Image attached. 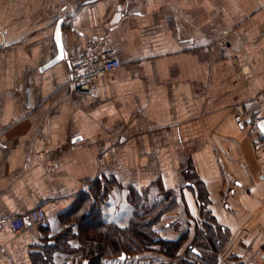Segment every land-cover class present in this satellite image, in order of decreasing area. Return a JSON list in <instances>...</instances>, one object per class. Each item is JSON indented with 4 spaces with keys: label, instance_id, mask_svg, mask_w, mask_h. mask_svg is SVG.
Returning a JSON list of instances; mask_svg holds the SVG:
<instances>
[{
    "label": "crops",
    "instance_id": "obj_1",
    "mask_svg": "<svg viewBox=\"0 0 264 264\" xmlns=\"http://www.w3.org/2000/svg\"><path fill=\"white\" fill-rule=\"evenodd\" d=\"M58 20L65 58L42 69ZM101 39L121 67L78 94L66 57ZM262 119L264 0H0V220L47 215L0 230V264H86L100 177L101 224L126 228L128 190L158 186L177 196L163 231L181 252L208 213L226 235L215 264H264Z\"/></svg>",
    "mask_w": 264,
    "mask_h": 264
},
{
    "label": "trees",
    "instance_id": "obj_2",
    "mask_svg": "<svg viewBox=\"0 0 264 264\" xmlns=\"http://www.w3.org/2000/svg\"><path fill=\"white\" fill-rule=\"evenodd\" d=\"M112 184V180H102V177L98 178L93 186L95 189L93 197L97 202L94 201L92 203L89 201L87 203L89 218L92 219L90 222L92 234L85 236L88 244L84 248L88 257L86 264H103L100 262L102 258L116 257L123 254L130 256L136 254L141 248H145V250L151 249L157 254L163 252L162 254L170 258L175 257L182 244L183 235L174 240L158 236L155 229L157 217L156 215L151 217L149 215L155 203L153 202L151 206L147 207L146 198H141L142 194L133 189L128 190L127 196L134 208L129 225L120 229L112 224L100 223L99 215L90 208L106 197ZM197 198L200 209L203 211L206 208L207 199L200 194H198ZM154 201H156V198ZM172 203L173 201L171 200L170 204ZM207 214L201 215L205 217L206 221H202L194 240L183 251L181 264H215L218 246L225 240L226 235H221L219 238L213 236L212 219Z\"/></svg>",
    "mask_w": 264,
    "mask_h": 264
},
{
    "label": "built area",
    "instance_id": "obj_3",
    "mask_svg": "<svg viewBox=\"0 0 264 264\" xmlns=\"http://www.w3.org/2000/svg\"><path fill=\"white\" fill-rule=\"evenodd\" d=\"M220 49L223 50L222 52H226L224 54H228L227 46L223 41ZM232 58L235 57L232 56ZM66 60L68 63V84L76 93L82 95H93L96 91L97 81L121 67L112 43L105 39L89 42L83 50L67 55ZM46 220L45 211L41 207H36L26 215L1 219L0 230L9 229L18 234L28 226L40 225Z\"/></svg>",
    "mask_w": 264,
    "mask_h": 264
},
{
    "label": "rangeland",
    "instance_id": "obj_4",
    "mask_svg": "<svg viewBox=\"0 0 264 264\" xmlns=\"http://www.w3.org/2000/svg\"><path fill=\"white\" fill-rule=\"evenodd\" d=\"M223 42L227 46L226 41L223 40ZM226 50L228 51V47ZM223 53H226V52H223ZM227 56H229L232 59V61L234 60V62H236L237 55H234L232 52L228 51V54L225 57H227ZM232 56H234L235 58H232ZM237 72L243 73L242 68L239 67L237 69ZM144 190L140 191V194H142L141 198H143V199L146 198L145 200H146L147 207L151 206V204L153 202L155 203V205H153V208L151 209V214H149V215H150V217L153 215H156V217H157V222H156L157 235L160 237H163L165 239L169 235L167 232H164L163 230H165V225L167 223H169L168 220H170V219L166 216H163V215H164V212L171 210L173 207L176 206L177 196L174 194H170V193L168 194L167 192L160 189L158 186L157 187L155 186L152 189H144ZM155 197H156V201H154ZM171 200L173 201L172 204H170ZM201 224H202V222H201ZM181 225H182L181 223H177V225H175V229L179 230V232H178L179 234H180V231L182 230ZM178 237H180V235ZM183 240H184V238H183ZM181 246H180V249L183 248ZM180 249L178 251V254L175 255V257H173V258H170V257L166 256L165 254H162L163 252L162 253L159 252L158 254L157 253H148V252H146L147 250H145V248H141V250H139L136 254H133L132 256L125 255V256H127V257H125V259H121L120 258L121 256H116V257H110L108 259V261H107V259L105 261L107 262V264H133L134 262H135V264H163V262H161V260L154 258V256H161L162 258H160V259H163V261L165 260L166 262H169V264H170V261H173L174 264H179L181 262V257L183 255V252H181ZM143 255L147 256V257L142 258V259H138L139 256H143ZM149 256H152V258L149 259ZM85 258H87V257H85Z\"/></svg>",
    "mask_w": 264,
    "mask_h": 264
},
{
    "label": "water",
    "instance_id": "obj_5",
    "mask_svg": "<svg viewBox=\"0 0 264 264\" xmlns=\"http://www.w3.org/2000/svg\"><path fill=\"white\" fill-rule=\"evenodd\" d=\"M61 24H62L61 20H58L55 25V29H54V42L56 45L57 53L48 63H46L42 67V69L52 66L64 60L65 58V51L63 49L62 42H61ZM257 128L264 135V119L258 121Z\"/></svg>",
    "mask_w": 264,
    "mask_h": 264
},
{
    "label": "flooded vegetation",
    "instance_id": "obj_6",
    "mask_svg": "<svg viewBox=\"0 0 264 264\" xmlns=\"http://www.w3.org/2000/svg\"><path fill=\"white\" fill-rule=\"evenodd\" d=\"M146 252H148V253H156V252H154L153 250H151V249H149V250H147ZM121 257V259H125V257H127V256H125L124 254L123 255H120ZM141 256H139L138 257V259L140 258ZM150 258H152V256H149V259ZM154 258L155 259H158L159 258V260H160V258H162L161 256H154ZM162 261L161 262H163V264H169L168 262H166L165 260L163 261V259H161ZM104 264H107V262H105ZM179 264H181V262L179 263Z\"/></svg>",
    "mask_w": 264,
    "mask_h": 264
}]
</instances>
